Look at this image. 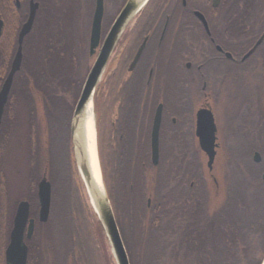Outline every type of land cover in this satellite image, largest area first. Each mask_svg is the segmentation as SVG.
<instances>
[{
	"label": "flooded vegetation",
	"instance_id": "1",
	"mask_svg": "<svg viewBox=\"0 0 264 264\" xmlns=\"http://www.w3.org/2000/svg\"><path fill=\"white\" fill-rule=\"evenodd\" d=\"M86 2L81 4V9L87 12L92 8L94 12L95 0ZM31 3L37 7L20 45L19 35L30 17ZM48 11L55 19V27L46 38ZM92 16L88 39L79 43L80 54L87 62L86 77L116 18L104 29L102 18L100 42L90 55ZM134 18L120 33L93 98L96 100L100 92L96 110L100 112L103 130L101 152L105 153L108 183L124 186L125 179L133 180V184L127 185L141 190L150 204L152 190L162 203L199 202L203 212L181 217H198L203 240L208 242L206 230L210 221L225 217L227 220V213L222 212L224 206L233 209L235 204L242 203L264 209V0H154L144 14L137 20ZM61 32L60 5L48 6L47 0H0V92L21 47L20 66L13 74L0 117V155L8 154L10 135L20 108L33 106L41 117L44 102L30 87L31 76L41 75L47 52L61 56ZM16 77L25 82L23 91L36 97L34 102L16 100L20 92L14 85ZM158 108L159 159L153 166L150 140ZM202 111L210 114L215 127L216 147L211 169L196 137L197 115ZM54 136L58 137L59 131L54 130ZM52 150L57 153L59 148ZM186 157L191 158L193 175L199 182L189 181L193 175L190 167L185 166ZM44 175L47 178L46 172ZM165 175L167 183L159 185V179ZM138 178L146 184L134 182ZM183 178L189 181L187 186L180 185L179 180ZM196 188L199 198L195 196ZM181 189L188 196L175 198ZM55 202L51 184L48 221L55 211ZM29 219L33 218L29 216ZM155 220L161 226L171 223ZM12 225L7 239L5 231L0 229V264H6L5 250ZM50 232L45 228L36 229L35 220L30 238L26 237L25 229L26 264H48L46 245L52 236L48 235ZM68 236L67 230L56 235L55 241L60 243L58 251L55 250V262L49 264H80L77 236L72 233L69 241ZM195 238V234L191 236L183 230L185 242ZM92 239L91 245L86 246L90 264H110L107 241L103 236L97 239L95 234ZM67 242L71 246H66ZM178 249L217 251L215 246L206 244H182ZM139 264L145 262L141 260Z\"/></svg>",
	"mask_w": 264,
	"mask_h": 264
},
{
	"label": "trees",
	"instance_id": "2",
	"mask_svg": "<svg viewBox=\"0 0 264 264\" xmlns=\"http://www.w3.org/2000/svg\"><path fill=\"white\" fill-rule=\"evenodd\" d=\"M82 1H87L85 4H89L88 0H47L48 6L53 7L56 4L61 6V56L56 55L54 52L51 54L47 52L45 67L40 72L41 75L31 76L30 87L44 102L43 108L40 109L41 117H38L37 109L33 106L20 108V112L16 115L14 130L10 135L8 154L0 155V228L5 231L7 239V232L11 228L16 206L20 201L25 200L30 205L29 216L35 220V228L51 230L49 228L52 218L46 224L38 222L37 219L39 204L36 196V185L46 172L47 178L52 184L54 198L56 196L54 192L56 183L63 181L65 183V188L62 195H60L61 202L64 201L62 202L63 206L62 204V207L60 204L54 206L61 227V229H58V235H60L62 229L67 230L69 236L66 238L68 241L72 233L76 235L78 261L80 264H90L88 247L86 246L91 245L94 235L92 231H97L98 234L100 232L104 239L105 236L82 191L83 184L80 181L76 166L72 162L73 152L70 140L72 114L88 72L87 62L80 54L79 43L84 38L85 41L88 39V29L93 12L92 8L87 12L81 10ZM89 1L93 3L94 0ZM126 2L127 0H104L103 29L113 21ZM153 2L154 0H149L147 5L140 11L141 13L137 14L134 19L137 20L142 13L144 14ZM80 11L87 14V20L89 21L87 31L83 35L79 31V22L81 16H83ZM47 18L46 38L50 35L52 27H55V19L49 11L47 12ZM85 57H87L86 51ZM24 84L22 78L16 77L14 85L16 90H20L19 97H16V100L32 103L36 100V97L32 93L23 91ZM99 94L100 92L96 94V105ZM54 130L59 131L58 137L54 136ZM61 139L67 144L66 148L62 147L55 153L52 150L53 147L50 149L51 145L53 146L55 142L57 143ZM60 159L63 162L62 170L58 167ZM9 161L14 166L12 168L15 181L13 189L9 186L11 169L5 170L8 168ZM175 163L177 164V159ZM99 164L103 184L130 264H139L141 260L145 264H152L155 261L154 264H159L157 259L153 258L155 250L153 249L149 253L145 249L149 245L154 248L157 244L160 249L167 248L171 251V264L262 263L264 259V209L262 206L260 207L263 210H258V206L242 203L235 204L233 209L229 205L224 206L222 212L227 213V220H225V217L217 221H210V226L206 230L208 241L206 242L201 234L199 218L181 217L183 214L203 212L202 204L179 201L170 202L171 204L168 202L162 203L160 197L152 190L151 204L150 207H147L146 195L135 186L129 187L127 185L133 184L131 183L133 180L125 179L124 186L115 185L116 182L108 183L105 154H102V152L99 154ZM191 165L192 163H189L188 167H190V174L193 175L195 171L191 168ZM148 166L151 167L150 164ZM193 180L199 182L197 177H192L189 181ZM136 181L141 182L142 185L146 184L144 179L141 178L134 180V182ZM175 181L178 180L175 179ZM179 181L180 185L185 183L186 186L189 182L184 179ZM166 183L167 175L164 179H159V185L165 186ZM151 185L154 186L153 178L151 179ZM177 185L180 187L179 184ZM195 192V196L199 198V189L196 188ZM185 196H188L187 193H184L181 189L174 197L183 198ZM74 199H77V208H75ZM65 204H67L66 207H64ZM53 214H55V211ZM139 215H149L151 217L158 215V221L165 219L171 223L157 228L156 220L152 219L154 221L149 227L143 225L142 221L145 220V217L142 219ZM184 223H188L185 228ZM183 230L188 231L191 236L195 234V240L185 242L183 240ZM226 232L227 236L225 235ZM48 235L52 234L48 233ZM48 238H51V236ZM182 244L196 246L206 244L215 246L217 251L184 252L178 249ZM133 245H142L136 258H134L135 252L130 250ZM66 246L71 245L67 242ZM110 259V264H114L111 254ZM52 262H55V258Z\"/></svg>",
	"mask_w": 264,
	"mask_h": 264
},
{
	"label": "water",
	"instance_id": "3",
	"mask_svg": "<svg viewBox=\"0 0 264 264\" xmlns=\"http://www.w3.org/2000/svg\"><path fill=\"white\" fill-rule=\"evenodd\" d=\"M149 0H144L141 4L136 0H127L125 5L122 7L121 11L116 16L113 25L110 29L109 34L105 38L103 44L101 45L98 56L90 69L84 84L82 86L79 98L75 105L72 120L70 124V140L73 152V161L76 165L77 173L84 185L86 190L89 204L95 213L105 236V239L110 248V253L112 255L114 264H129L128 256L121 239L119 229L114 217V213L107 196L102 175L101 181L104 188L105 197L104 199L95 198L94 201L91 197L87 188L88 181V171L86 165L82 158H79L76 151V145L74 140V130L79 116L81 115L85 105L89 101H93L97 85L100 81L103 69L110 57L112 49L117 42L120 33L126 24L131 21L148 3ZM36 5L31 3V14L24 24L21 33L19 35V43L23 36L29 31L33 16L36 10ZM103 0H95V8L92 16L90 34H89V54L92 55L95 49L98 47L101 37V23L103 18ZM19 45L18 52L16 54L12 70L7 77L3 88L0 92V117L3 109V104L6 99V95L10 88L13 74L18 71L20 66V51L21 47ZM160 108H158V113L154 118V123L151 132L150 149H151V164L156 166L158 164L159 154H158V127H159V115ZM207 114V115H205ZM215 127L212 117L209 113L202 111L197 115L196 122V137L200 149L206 154L207 166L211 169L214 156H215ZM73 135V140L71 136ZM101 174V173H100ZM264 180V177H263ZM37 199L39 204L38 211V222L44 224L48 221L50 204H51V184L44 175L42 179L37 184ZM150 200L147 201V207H149ZM27 229L26 237L30 238L34 229V220L29 219V204L26 201H21L16 208L13 225L10 232V241L5 250V262L6 264H26L27 257V247L24 243V232ZM261 264H264V259Z\"/></svg>",
	"mask_w": 264,
	"mask_h": 264
},
{
	"label": "rangeland",
	"instance_id": "4",
	"mask_svg": "<svg viewBox=\"0 0 264 264\" xmlns=\"http://www.w3.org/2000/svg\"><path fill=\"white\" fill-rule=\"evenodd\" d=\"M84 3V1H82V3L81 4H83ZM81 10H83V9H81ZM80 13H83V12H81L80 11ZM83 16H81V21L79 22V26H80V28H79V31H81V33H82V35L84 34V29L86 30V28H87V22H89L88 20H87V14H85V13H83L82 14ZM92 109H93V115H94V125H95V135H96V152H97V158H98V164H99V153L101 152V149H102V142H103V140H102V138H103V130H102V124H101V121H99V119H100V112H99V110L97 109L96 110V100L94 99L93 101H92ZM97 122V123H96ZM96 131H97V133H96ZM71 138H72V140H73V135L71 136ZM63 139L65 140V138L63 137ZM73 142H74V140H73ZM66 145L67 144H65L63 141H62V139L61 140H59L57 143L55 142V144L53 145V147H57V148H59V149H61L62 147L65 149L66 148ZM99 150V151H98ZM20 151H21V149H20ZM102 154H103V152H102ZM105 154V153H104ZM13 158H15V157H13ZM191 158H188V157H186L185 158V166H188V164L190 163V160ZM62 159H60V161H59V163H58V167H59V169H63V162L61 161ZM72 162H74V161H72ZM182 161H181V165H182ZM75 164V163H74ZM76 166V165H75ZM8 168H6L5 170L7 171L8 169H11V173H10V177H9V186H10V188L11 189H13L14 187H15V181H14V173H13V165H11L10 164V161H9V163H8V166H7ZM57 168V167H56ZM99 168H100V164H99ZM4 170V171H5ZM5 173V172H4ZM100 173H101V171H100ZM6 174V173H5ZM194 176H196V175H193V177ZM197 177V176H196ZM192 178V177H191ZM184 180H187V179H185V178H183ZM190 180V179H189ZM80 181H81V179H80ZM82 182V181H81ZM65 183H64V181L63 182H59V183H56V186H55V190H54V192H55V194H56V196H55V200H56V202H55V204L57 205V204H60V206H61V204H62V206H63V203L62 202H64V201H62L61 202V196L60 195H62V192H63V190H64V188H65V185H64ZM83 184V183H82ZM83 187H84V185H83ZM80 188H81V186H80ZM83 190V193L85 194V196H86V198H87V201H88V203H89V199H88V196H87V193H86V190H85V188H82ZM59 196H60V199H59ZM74 201H75V208H77V199H74ZM61 202V203H60ZM66 205L67 204H65L64 205V207H66ZM90 205V204H89ZM59 206V207H60ZM61 206V207H62ZM255 207H256V205H254ZM56 212H57V210H55V214H53V216H52V221H51V223H50V228L49 229H51V234H52V236H51V238L49 239L48 238V242H47V245H46V250H47V253H48V257H47V263L49 264V263H51L52 262V260L56 257L55 255H56V253H55V250H56V248H57V246L59 245V243L60 242H58V240H57V242L55 241V239H56V235L58 234L57 232H55L56 230H58V229H61V227L59 226L60 225V223H59V220H58V217L56 216ZM149 216V215H148ZM139 217H141L142 219H143V217H145V215H139ZM158 217V215H156V216H149V217H145V220H143L142 221V223H143V225L145 224L146 226H151L152 225V222L154 221V220H152V219H155V218H157ZM51 220V219H50ZM162 221H165V219H162ZM162 221H157V222H162ZM157 224V223H156ZM154 225V224H153ZM157 228H161V225L160 224H157ZM1 229V228H0ZM146 230V229H145ZM62 231H63V229H62ZM142 231H144V230H142ZM95 235H96V237H97V239L100 237H102V235H101V233L99 232V234H98V232L96 231L95 233H94ZM141 246L142 245H133V246H131L132 248L130 249V250H132V251H134L135 252V254H134V258H136L137 257V254H138V251H140L141 250ZM149 253L154 249L155 250V257H156V259H157V261H158V263L159 264H171V251H167V248H164V250H162V249H160V246H158V244L154 247V248H152V246L151 245H149V247L148 248H145ZM57 251H58V248H57Z\"/></svg>",
	"mask_w": 264,
	"mask_h": 264
},
{
	"label": "bare ground",
	"instance_id": "5",
	"mask_svg": "<svg viewBox=\"0 0 264 264\" xmlns=\"http://www.w3.org/2000/svg\"><path fill=\"white\" fill-rule=\"evenodd\" d=\"M136 1L141 4L144 2V0ZM74 142L77 155L83 159L88 171L87 188L91 200L94 201L95 198L104 199L105 193L96 152V135L91 101L85 105L77 120L74 130Z\"/></svg>",
	"mask_w": 264,
	"mask_h": 264
}]
</instances>
